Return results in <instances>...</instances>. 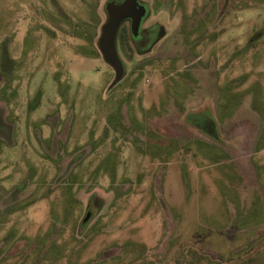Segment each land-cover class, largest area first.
Segmentation results:
<instances>
[{"label": "rangeland", "instance_id": "1", "mask_svg": "<svg viewBox=\"0 0 264 264\" xmlns=\"http://www.w3.org/2000/svg\"><path fill=\"white\" fill-rule=\"evenodd\" d=\"M107 1L0 0V264H264V0H142L113 88Z\"/></svg>", "mask_w": 264, "mask_h": 264}, {"label": "water", "instance_id": "2", "mask_svg": "<svg viewBox=\"0 0 264 264\" xmlns=\"http://www.w3.org/2000/svg\"><path fill=\"white\" fill-rule=\"evenodd\" d=\"M107 20L101 27V34L97 45L104 61L112 67L115 77L110 85L113 88L125 75L124 64L117 51V34L121 24L131 20V34L136 37L139 34L141 23L148 10L140 6L138 0H123L121 3L107 1L105 4ZM90 213L85 216L84 223L89 220Z\"/></svg>", "mask_w": 264, "mask_h": 264}, {"label": "trees", "instance_id": "3", "mask_svg": "<svg viewBox=\"0 0 264 264\" xmlns=\"http://www.w3.org/2000/svg\"><path fill=\"white\" fill-rule=\"evenodd\" d=\"M54 2H56V0H54ZM57 2L59 3V1H57ZM231 2H232V0H231ZM235 2H237V1H235ZM54 5H55V3H54ZM58 12H59V15L62 16L64 21L70 20L69 19L70 16H68V13L65 12V10L63 8L60 7L58 9ZM130 40H131V38H130L128 27L126 25H122L120 30L118 31V34H117V45H118L119 42H121V44L123 46H125L127 49L132 50V47L130 46ZM85 42L90 43V41L88 42V40H85ZM87 52H88V50H87ZM89 52H90V54H92L91 51H89ZM0 120L2 121L1 117H0ZM209 121L211 122L210 119H209ZM196 126H197V124H196ZM213 126H216V125L213 124ZM2 145H4V140L2 138H0V149L2 148ZM25 187H26L25 184H20V185L16 186L15 190H14V194L17 196V198L15 199V201L12 202V204L9 205V206L1 207L3 209H0V213H1L0 216H2V217H0V224H4L5 225V223L7 222L6 218H8L9 215L11 216L12 213H14V212H16V211H18L20 209H24V208L28 207L29 205L35 204L39 200V196H38L39 192L37 190L38 188L32 194H30L29 196H27L25 198H18V195H20L23 192ZM1 188H2V185L0 183V189ZM67 193H68V199L67 200L69 202L73 203L74 202L73 200H74V197H75V191L71 190V189H68ZM1 199H2V195L0 194V200ZM18 208H20V209H18ZM93 218L94 217H90L89 220L86 221L85 223H84L85 217L83 218V220L81 221V224H80V226L78 228L79 234L80 233L82 234L84 230L86 231V229L88 228L89 223L93 220ZM82 225H84V226L82 227ZM62 226H64V225H62ZM47 250L48 251L52 250V247L51 246L48 247ZM47 250H45V252ZM34 263H36V261L33 262V264Z\"/></svg>", "mask_w": 264, "mask_h": 264}, {"label": "flooded vegetation", "instance_id": "4", "mask_svg": "<svg viewBox=\"0 0 264 264\" xmlns=\"http://www.w3.org/2000/svg\"><path fill=\"white\" fill-rule=\"evenodd\" d=\"M109 1H114V2H116V3H121L123 0H109ZM138 3L140 4V6H143V7H145V8L148 10V13H147L146 17H144L143 20H142L139 34H138L136 37H134V36L131 34V20H129V19L125 20V21L121 24V26H122V25H126V26L128 27L129 34H130V38H131V41L133 42V46L135 47V49H137V51H139L140 53H142V52H144V51L150 49V47L155 43L156 39L153 40L152 42H151V41L148 42V43H149V47H148V48H145V49H144V48L141 46V44H139V43H142V42L145 43V42L147 41V39L150 40V39H151V32H152V30H154V29L157 28V27H148V28H144V27H143V26H144V22L147 20V17L149 16V8H148V5H147L146 3H143V2H142V0H138ZM121 26H120V28H121ZM120 28H119V30H120ZM157 29H158V28H157ZM137 38H138V39H137ZM158 38H159V37H158ZM158 38H157V39H158ZM150 44H151V45H150ZM117 51H118V45H117ZM212 126H213V124H212L210 121H208V122H207V127H208L209 129H211ZM213 127H214V126H213Z\"/></svg>", "mask_w": 264, "mask_h": 264}, {"label": "crops", "instance_id": "5", "mask_svg": "<svg viewBox=\"0 0 264 264\" xmlns=\"http://www.w3.org/2000/svg\"><path fill=\"white\" fill-rule=\"evenodd\" d=\"M254 93H260V92L255 88ZM212 119H214V118L212 117ZM211 122H212V121H211ZM212 123H213V122H212Z\"/></svg>", "mask_w": 264, "mask_h": 264}]
</instances>
